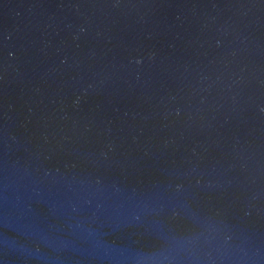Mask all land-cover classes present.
<instances>
[{
    "label": "water",
    "instance_id": "obj_1",
    "mask_svg": "<svg viewBox=\"0 0 264 264\" xmlns=\"http://www.w3.org/2000/svg\"><path fill=\"white\" fill-rule=\"evenodd\" d=\"M0 264H264V0H0Z\"/></svg>",
    "mask_w": 264,
    "mask_h": 264
}]
</instances>
